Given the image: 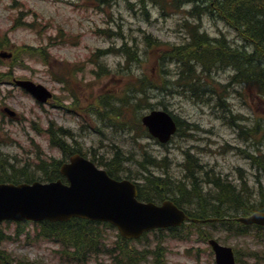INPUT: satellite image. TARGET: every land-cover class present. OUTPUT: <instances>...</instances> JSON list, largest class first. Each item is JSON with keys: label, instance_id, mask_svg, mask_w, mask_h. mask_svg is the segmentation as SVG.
Instances as JSON below:
<instances>
[{"label": "rangeland", "instance_id": "1", "mask_svg": "<svg viewBox=\"0 0 264 264\" xmlns=\"http://www.w3.org/2000/svg\"><path fill=\"white\" fill-rule=\"evenodd\" d=\"M146 1L0 0V51L13 54L10 61L0 59V175L10 176L8 179L16 182L43 181L42 169L68 160L67 154L54 146L57 138L53 143L50 140L47 130L53 127L67 133L63 138L67 145L80 149L90 159L95 158L101 167L108 168L105 165L113 163L116 152L130 156L132 160L123 168L115 163L114 169L118 175L131 176L142 185L137 161L147 151L159 161L168 157L161 167L152 170L161 177L168 173L171 186L192 182L188 160L200 161L202 172L192 170L212 204L217 190L212 189L204 172H210V177L229 179L238 189L254 191L258 197L256 203L264 202V171L256 163L264 161V102L256 97V90L243 83L227 84L235 75L234 69L213 71L210 79L197 72L201 81L228 85L227 95L223 96L231 109L228 114L219 103L215 105L214 98L206 97L202 103L192 101L178 94V88L175 91L168 86L167 92L152 88L145 97L138 95L141 106L130 107L118 116L124 119L122 124H111L109 118L100 119L96 115L99 106L117 107L126 97L134 103L132 89L137 78L155 76L160 50H149L146 39L168 43L166 49L182 44L189 39L190 22L212 38L224 35L233 46L246 45L238 31L223 20L202 16L203 27H199L196 17L190 14L196 3L187 4V9L182 11L167 9V14H163ZM233 1L225 0V4ZM127 48L138 56L133 67L134 62L126 55ZM105 50L110 54L105 55ZM96 61L107 69L101 76ZM166 69L176 73V63L167 64ZM9 73L12 76L7 77ZM173 76L164 74L166 83L175 81ZM13 79L41 84L53 93V99L45 105L39 104L12 85ZM217 88L222 91V86ZM165 107L184 127L169 144L162 145L141 132L138 122L152 109ZM5 108L17 116L9 117L3 113ZM224 209L229 213L234 211L228 206ZM75 225L80 223L71 226ZM82 225L97 235L101 245H108L114 251L113 244L119 242L116 228L97 222ZM229 226L219 223L206 226L201 235L211 233L224 245L233 247L238 264H264V231L259 236L250 227L244 235H236L228 233ZM6 235L11 238H3ZM180 235L151 232L142 241L131 243L137 255H145L137 264H216L214 253L204 239L200 240L197 229L185 226ZM0 238V256L5 264H80L68 259L61 244L44 237L40 223H1ZM87 263L125 264L110 258L106 252L91 253L84 264Z\"/></svg>", "mask_w": 264, "mask_h": 264}, {"label": "trees", "instance_id": "2", "mask_svg": "<svg viewBox=\"0 0 264 264\" xmlns=\"http://www.w3.org/2000/svg\"><path fill=\"white\" fill-rule=\"evenodd\" d=\"M152 2L155 6L159 7L161 11L167 14V9L170 11L180 10L182 6L189 3H196L194 9L190 12L191 16L200 19L204 13L217 14L228 25L234 27L239 36L246 40L245 47L239 48L233 46L226 37L212 38L206 32L201 30L195 24L188 22L187 34L189 39L187 42L174 45L171 49H166L169 46L168 43H160L146 39L147 46L150 49H159V67L155 72L153 78L138 79L136 89L133 88V94L135 104L132 107H140V98L148 95L149 90L161 89L166 90L169 83L164 77V74L176 75L175 71L166 69L167 62H176L179 74L178 86H183V89L193 94L195 97H202L201 101L205 97L218 99L220 105H224L223 110L230 112V106L226 99L223 97L227 95L228 85H221L214 80L205 82L201 81L197 76L199 71L201 75L210 79V74L213 71L225 70L232 68L235 70L233 81L235 83L247 84V88L255 89L259 99L264 101V1L261 0H244L243 3L236 1L225 4V0H205L206 5L201 0H147ZM146 1V2H147ZM200 27V26H199ZM246 28L249 29L246 32ZM244 37V38H243ZM251 47V50H247L246 46ZM127 57L133 62L138 61V56L134 52L129 54L126 52ZM153 79V80H152ZM232 83V81H231ZM230 83V85H231ZM176 85V83H175ZM229 85V86H230ZM179 86V87H180ZM217 86H222L220 91ZM234 86V83H232ZM142 87V88H140ZM205 95V97H204ZM199 102V101H198ZM132 104L126 97V100L120 103V106L105 108L104 117L109 118L111 124H122L124 119L120 120V116L123 111L127 110ZM118 117V118H117ZM120 121V123L118 122ZM140 129L144 134L146 131L138 122ZM183 130V123L180 125ZM136 129V128H135ZM62 131V129H60ZM53 135L54 130H49ZM63 135L65 131H62ZM56 145L61 148L65 154H72L80 152L78 149L62 143L61 141H55ZM62 143V144H61ZM81 153V152H80ZM146 152L142 154V160L137 161L139 167L140 177L143 180V185L140 186V198L146 201H159L169 199L172 197L174 201L181 207L187 206L191 213L195 217H224L226 211L225 206L231 207L236 213H242L247 215L255 210L264 211V202L256 203L258 197L254 196L250 190L240 189L238 191L236 185L222 180L219 177H210V172H204V176L208 183L213 185L212 189L217 190L215 193V203L209 202L208 193L206 194L204 189L198 184L195 179V174L192 169L201 170L197 160H190V166L187 168L193 178L192 182H184L178 185L171 186L169 174L166 173L163 177L154 175L152 168H159L161 164L166 161H159L156 158L150 157ZM132 159L130 156L120 154L116 152L112 162L118 163L123 168L126 162H130ZM257 164L264 168V161H256ZM61 162L55 166L54 164H48L46 169H42L44 174L42 177L47 181H52L60 177L59 167ZM201 164V163H200ZM42 166L46 165L45 162L41 163ZM165 167V166H164ZM162 167V168H164ZM185 167V165H184ZM43 168V167H42ZM195 171V170H194ZM113 175L112 173H110ZM169 179V182H168ZM225 181L226 183H224ZM247 190L248 194H244ZM263 196V195H262ZM209 206H212L211 212ZM80 225L71 226L72 224H51L46 231L45 236H53L57 241L64 243L67 248H74L73 257L78 258L80 256L83 261H88L91 253H101L106 250H101V247H106L104 244H100L98 237L95 233L86 231L83 223H91L84 220H75ZM5 238V237H3ZM2 238V239H3ZM1 240V238H0ZM120 239L116 243L114 251L111 253L114 258L121 256L123 260L134 261L136 255L133 250L128 249L129 244L127 241ZM101 250V251H100ZM110 251V249H107ZM1 254V253H0ZM24 264V263H14ZM88 264V263H87Z\"/></svg>", "mask_w": 264, "mask_h": 264}, {"label": "water", "instance_id": "3", "mask_svg": "<svg viewBox=\"0 0 264 264\" xmlns=\"http://www.w3.org/2000/svg\"><path fill=\"white\" fill-rule=\"evenodd\" d=\"M4 57L10 55L3 54ZM18 84L45 102L51 94L30 81ZM10 115L14 113L6 110ZM145 125L161 141H168L177 126L163 112L153 111L144 118ZM70 186L61 181L42 184H0V221H68L72 217L90 220H109L116 224L126 238H138L144 231L156 227L181 224L187 216L174 203L167 201L161 207L138 202V191L129 181H116L106 171L80 155H74L70 164L61 170ZM244 224L264 225V213H255L238 219ZM218 264H235L232 249L210 242Z\"/></svg>", "mask_w": 264, "mask_h": 264}, {"label": "bare ground", "instance_id": "4", "mask_svg": "<svg viewBox=\"0 0 264 264\" xmlns=\"http://www.w3.org/2000/svg\"><path fill=\"white\" fill-rule=\"evenodd\" d=\"M202 1V3L204 4V5H206V2H205V0H201ZM234 1H236V2H240V3H243L244 2V0H234ZM233 1V2H234ZM264 1V0H263ZM186 5L187 4H185L184 6H182V7H185L184 9H182V10H186L187 9V7H186ZM157 7V6H156ZM159 8V7H158ZM160 9V8H159ZM194 9V8H193ZM161 10V9H160ZM192 11V10H191ZM162 13L163 14H166V13H164L163 11H162ZM202 16H209V17H215V18H217L218 20H224V19H222V18H220L219 16H217V14H210V13H204V14H202L201 15V18L198 20V19H195L196 20V22L198 23V25L200 26V27H203V25H202V23H201V21H202ZM197 18V17H196ZM202 32V31H201ZM221 37H226V36H224V35H221L220 37H214V38H221ZM240 38H242L241 37V35L239 36ZM227 38V37H226ZM244 38V37H243ZM244 40V39H243ZM188 40H185L183 43H185V42H187ZM245 42H246V40H244ZM182 43V44H183ZM178 45H180V44H178ZM245 47V45L242 47V49ZM239 48H241V47H239ZM246 48H247V50H251V47L250 46H246ZM127 53H129L130 55H131V52H130V48H127ZM140 52V51H139ZM142 53V52H141ZM144 53V52H143ZM128 60H130L129 58H128ZM132 61V60H131ZM169 63H174V62H167V64H169ZM176 63V62H175ZM143 64H144V62H143ZM135 65V62H134V64L132 65V67ZM144 66V65H143ZM131 67V65L129 66V69H131L132 68ZM145 67V66H144ZM167 67V66H166ZM176 67H177V71H176V75H174L173 77H175L176 78V80L175 81H172V82H170L169 83V85H171L172 87H173V90H175V91H177V89L176 88H178V91H177V93L178 94H182V95H185L188 99H190V100H192V101H199V102H201V96L200 97H195V96H193V94L192 93H190V91L188 92L187 90H185V89H183V86H178V82H179V80H180V78H179V74H177L178 73V66H177V63H176ZM146 68V67H145ZM147 70H148V68H146ZM168 70H170V69H168ZM172 71V70H171ZM130 75H134V73H131ZM129 75V76H130ZM171 76V75H170ZM141 78H144V80H145V77H138L137 78V80L138 79H141ZM231 81H233V80H230L229 81V83H227L228 85H230V83H231ZM175 83H176V85H175ZM137 84V83H136ZM135 84V85H136ZM244 85H247V84H244ZM134 89H136V87H133ZM168 89V88H167ZM162 90L163 92H167L168 90ZM246 89V88H245ZM159 90H161V89H159ZM132 91H133V89H132ZM204 97H205V95H204ZM206 98V97H205ZM214 100L216 101V103H215V105L217 104V103H219L218 102V99H215L214 98ZM211 103H213L212 101H210ZM202 103V102H201ZM132 104H135V102L134 103H132ZM132 104H130V106H129V108L130 107H132L133 105ZM132 105V106H131ZM222 107V109H223V107H224V105H221ZM128 108V109H129ZM127 109V110H128ZM123 112L124 111H126V110H122ZM153 111H159V112H163V115H164V117H169V118H171L172 119V121L174 122V124L177 126V128H178V134L177 135H179V132H180V130H181V132H182V129H181V127H180V125H181V123H182V121L181 120H179L172 112H170L166 107H165V109H152L151 111H150V113L151 112H153ZM226 114H228V111H226L225 109L223 110ZM235 118L237 117V118H239L240 116H235V115H233ZM226 117V116H225ZM144 117L142 116L141 118H140V121H139V123L141 124V126L144 128V130L146 131V134L145 135H148L149 137H152V138H154V139H156L160 144H162V145H167V144H169L171 141H172V139L174 138H171V139H169L168 141H166V142H163V141H161L158 137H155L152 133H151V131H150V129H149V127L148 126H146L145 125V122H144V119H143ZM246 120V119H245ZM118 122L120 123V121L118 120ZM186 126V125H185ZM257 152H258V150H257ZM259 156V155H258ZM166 160H168V157H166ZM190 160H191V158L188 160L189 161V166L191 165L190 164ZM198 163H199V165L202 167L203 166V164L200 162V161H198ZM201 163V164H200ZM257 163V162H256ZM186 166V165H185ZM188 166V167H189ZM202 170H203V167H202V169L200 170V172H202ZM260 170H263L264 171V168L262 167V166H260ZM167 201H169V200H167ZM167 201H165V202H167ZM150 203H153V204H157V202L158 201H149ZM184 214L187 216V218H189V213L187 212V210H185V212H184ZM216 264H218V261H217V263Z\"/></svg>", "mask_w": 264, "mask_h": 264}]
</instances>
